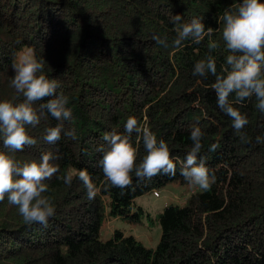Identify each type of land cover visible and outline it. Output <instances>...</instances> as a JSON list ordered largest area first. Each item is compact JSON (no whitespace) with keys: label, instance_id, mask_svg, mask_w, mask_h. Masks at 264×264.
I'll list each match as a JSON object with an SVG mask.
<instances>
[{"label":"trees","instance_id":"1","mask_svg":"<svg viewBox=\"0 0 264 264\" xmlns=\"http://www.w3.org/2000/svg\"><path fill=\"white\" fill-rule=\"evenodd\" d=\"M239 0H0V100L23 102L11 86L17 53L31 48L46 62L44 74L60 82L58 94L69 99L77 138L61 135L54 145L43 139L56 125L45 112L28 133L35 146L0 151L18 162L39 161L51 152L60 171L46 181L55 215L47 228L26 224L7 197L0 201V264H264V113L255 97L240 111L249 124L246 139L232 128L231 119L217 107L211 88L214 77L193 75L194 64L208 54L217 72L227 66L229 54L222 39L225 9ZM264 2V0H261ZM184 22L202 18L213 33L199 43L191 39L172 46L176 37L172 15ZM168 37L167 48L152 40ZM216 42L218 47L209 49ZM47 99V98H46ZM33 107L39 111V104ZM147 126L168 145L177 174L137 180L121 190L106 181L96 149L105 144V132L123 133L128 116ZM198 121V124H197ZM204 132L201 155L207 158L216 182L209 191L193 187L180 175V162L190 150L191 127ZM261 137L260 143L256 137ZM137 163L145 155L142 141L132 133ZM219 143L215 152L210 144ZM86 169L97 187L88 199L78 178ZM72 173L71 186L57 177ZM169 183L192 190L184 204H171L157 215L161 228L155 248L131 234L114 230L102 240L105 218L121 217L139 223L143 209L134 200Z\"/></svg>","mask_w":264,"mask_h":264},{"label":"clouds","instance_id":"2","mask_svg":"<svg viewBox=\"0 0 264 264\" xmlns=\"http://www.w3.org/2000/svg\"><path fill=\"white\" fill-rule=\"evenodd\" d=\"M222 20L224 27L222 39L229 54L225 57L226 68L218 73L214 56L208 54L194 64L193 75L207 78L211 74L215 79L211 88L216 95L217 107L231 119L232 128L242 139L247 138L243 131L249 124L246 114L239 107L244 101L255 97V107L264 113V2L261 0H239L233 7L225 9ZM171 23L176 27L173 47H181L182 41L191 39L199 44L205 36L213 33L212 28H205L202 18H192L184 22L181 15H172ZM157 45L167 48L168 37L152 35ZM218 47L216 42L209 45L210 50ZM46 62L37 58L31 48L17 53L12 65L14 75L11 86L24 97L23 102L13 103L11 100H0V137L3 145L12 152L23 151L25 146H35L37 140L28 133V127H36L48 113L57 121L53 127L45 129L43 139L50 145L56 144L63 134L75 140L77 131L74 127H65L66 121L72 120V109L67 107L69 99L58 94L60 82L44 74ZM47 98V99H46ZM39 111L33 107L36 102ZM198 124V121H197ZM197 124H193L189 139L190 150L180 162V175L193 187L209 191L216 182L215 174H210L207 158L201 155L204 147V132ZM123 133L112 129L104 133L105 144L97 147L102 153L98 161L103 175L112 187L121 190L133 184V173L137 180H151L159 175L174 177L177 174V163L171 155L169 145L158 140L147 127L142 126L134 116H128L123 125ZM132 133H136L142 141L145 155L137 163L138 150L131 141ZM261 137H256L260 143ZM219 143L210 144L208 151L215 152ZM51 152L41 154L39 161L18 162L14 156L0 151V201L7 197L10 205L17 207L23 221L28 224H39L48 227L49 218L55 215V205L50 196L46 181L60 171L59 166L52 163ZM65 185L71 186L72 173L57 177ZM78 178L86 189L87 198L94 199L97 194L96 184L86 169L79 170Z\"/></svg>","mask_w":264,"mask_h":264},{"label":"rangeland","instance_id":"3","mask_svg":"<svg viewBox=\"0 0 264 264\" xmlns=\"http://www.w3.org/2000/svg\"><path fill=\"white\" fill-rule=\"evenodd\" d=\"M192 190L189 187L177 183H169L166 186L149 191L134 200L135 206L143 209L141 221L132 223L121 217H106L100 228V238L106 240L112 237L114 230H120L125 234H131L138 238L144 246L155 248L161 228L157 215L171 204H184V201Z\"/></svg>","mask_w":264,"mask_h":264}]
</instances>
